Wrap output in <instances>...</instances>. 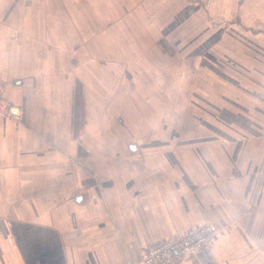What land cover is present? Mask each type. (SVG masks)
<instances>
[{"label":"crops","instance_id":"0c3cea01","mask_svg":"<svg viewBox=\"0 0 264 264\" xmlns=\"http://www.w3.org/2000/svg\"><path fill=\"white\" fill-rule=\"evenodd\" d=\"M107 2L0 0V264H141L205 221L180 264H264V0ZM165 68L196 124L162 125Z\"/></svg>","mask_w":264,"mask_h":264},{"label":"rangeland","instance_id":"374dc122","mask_svg":"<svg viewBox=\"0 0 264 264\" xmlns=\"http://www.w3.org/2000/svg\"><path fill=\"white\" fill-rule=\"evenodd\" d=\"M65 3L68 5L67 7L70 10V13L75 14L76 11L74 8H76V1H78V5H80V7L83 9V11L85 12V15H91V13H93V8H95L99 3H103L101 5L102 9H105L107 11H109L110 13V7H108L104 2H107V0H64ZM99 1V2H98ZM109 1V0H108ZM116 13L113 10V15L118 16L119 19V15L123 14L126 12L127 10V6L123 0H116ZM127 7H126V6ZM59 8V6L57 7ZM135 8V7H134ZM131 10H129L130 12ZM113 18V17H112ZM105 19V18H104ZM119 21V20H118ZM113 21L109 22L108 19L104 20L101 22V26L99 29H93L91 30V32L94 30H100L102 32L108 33L109 32V28L114 26ZM90 32V34H91ZM119 46V45H118ZM122 53L120 56L121 58H112L108 56V53H103L101 55H98V60L100 62H107L110 60L116 61V60H123V58L125 57V52L122 49ZM144 52H131L128 53V59L126 60H138L143 56ZM144 55H147V53L145 52ZM151 56V55H150ZM165 56H166V60L167 62H171L172 61V56L173 53L165 48ZM184 58V57H183ZM186 58L189 59V57L186 56ZM125 59V58H124ZM166 68H170V64L168 66H166ZM165 68V74H164V79H165V118L162 121V125L165 126H192L193 124H196V121L198 120L197 117L194 116V114L196 115V110L194 109L193 106V102H192V97H189L188 92V82L190 81L189 78V74L190 71L189 69H183L181 70V75H182V83H185L184 86H182L180 89L176 88L173 86V82L171 81L172 79V73L174 74L173 69H166ZM176 72V71H175ZM175 111V112H174ZM176 111H179V113H176Z\"/></svg>","mask_w":264,"mask_h":264},{"label":"built area","instance_id":"2783aa9c","mask_svg":"<svg viewBox=\"0 0 264 264\" xmlns=\"http://www.w3.org/2000/svg\"><path fill=\"white\" fill-rule=\"evenodd\" d=\"M3 83L0 78V115L18 118L19 107L7 101L2 95ZM217 229L213 222L205 221L179 237L156 241L143 249L140 262L141 264H180L190 255L208 247Z\"/></svg>","mask_w":264,"mask_h":264}]
</instances>
